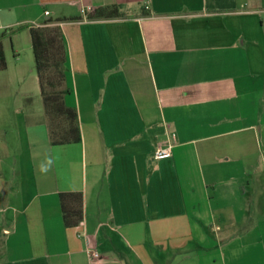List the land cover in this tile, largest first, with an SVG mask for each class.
<instances>
[{
  "label": "crops",
  "instance_id": "crops-1",
  "mask_svg": "<svg viewBox=\"0 0 264 264\" xmlns=\"http://www.w3.org/2000/svg\"><path fill=\"white\" fill-rule=\"evenodd\" d=\"M46 20H63L77 144H50L20 59ZM0 24V90L28 88L13 131L0 101V264H264V0H0ZM63 192L84 197L78 227Z\"/></svg>",
  "mask_w": 264,
  "mask_h": 264
},
{
  "label": "trees",
  "instance_id": "trees-1",
  "mask_svg": "<svg viewBox=\"0 0 264 264\" xmlns=\"http://www.w3.org/2000/svg\"><path fill=\"white\" fill-rule=\"evenodd\" d=\"M121 16L120 6L101 8L90 14V20H110ZM63 20H46L30 28L34 63L38 75L48 137L52 146L77 144L82 140L78 113L66 105L70 93L66 86V47L61 27ZM7 67L0 44V71ZM62 220L66 228L78 227L84 219V197L80 192L59 194Z\"/></svg>",
  "mask_w": 264,
  "mask_h": 264
},
{
  "label": "rangeland",
  "instance_id": "rangeland-1",
  "mask_svg": "<svg viewBox=\"0 0 264 264\" xmlns=\"http://www.w3.org/2000/svg\"><path fill=\"white\" fill-rule=\"evenodd\" d=\"M7 65L9 63V65H11L13 63L14 58L13 53L10 51V53L8 52L7 55ZM20 59L22 60V62H25V64L28 65V67H34V56H33V51H29V52H24L22 54V56L20 57ZM6 71V70H5ZM4 72V71H3ZM5 76L9 77L12 76V72H5L2 73ZM29 82V81H28ZM28 90V88L26 87V83L24 82H20L18 80H16L14 83L12 84H6L5 86H3V88H1L0 90V101L4 102V106L6 107V118H7V130L9 131H13V124L10 126L11 124V119L14 120V113L17 112L18 110V103L17 100L20 98L21 95H23L26 91Z\"/></svg>",
  "mask_w": 264,
  "mask_h": 264
},
{
  "label": "built area",
  "instance_id": "built-area-1",
  "mask_svg": "<svg viewBox=\"0 0 264 264\" xmlns=\"http://www.w3.org/2000/svg\"><path fill=\"white\" fill-rule=\"evenodd\" d=\"M89 11H91V9L88 10H83V14H87ZM46 15L48 16L49 13L46 12ZM4 31V27L0 24V33H2ZM177 139V136L175 134L172 135L171 137V142H169L166 146L164 147H160L156 150L155 154H154V158L156 160H164V159H169L172 157V150H173V146L175 145V141ZM92 258H97L99 257L97 253H92L91 254Z\"/></svg>",
  "mask_w": 264,
  "mask_h": 264
}]
</instances>
